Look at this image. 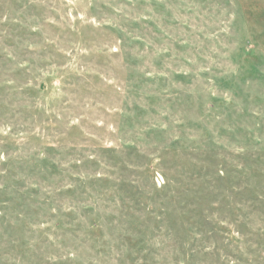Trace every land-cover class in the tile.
Masks as SVG:
<instances>
[{"label": "rangeland", "instance_id": "obj_1", "mask_svg": "<svg viewBox=\"0 0 264 264\" xmlns=\"http://www.w3.org/2000/svg\"><path fill=\"white\" fill-rule=\"evenodd\" d=\"M0 264H264V0H0Z\"/></svg>", "mask_w": 264, "mask_h": 264}]
</instances>
